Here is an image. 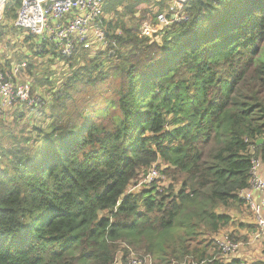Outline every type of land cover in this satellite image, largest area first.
I'll list each match as a JSON object with an SVG mask.
<instances>
[{"label": "trees", "instance_id": "16d2710c", "mask_svg": "<svg viewBox=\"0 0 264 264\" xmlns=\"http://www.w3.org/2000/svg\"><path fill=\"white\" fill-rule=\"evenodd\" d=\"M167 4L109 0L107 47L73 55L85 64L52 94L47 125L4 129L0 264H115L121 243L155 264H242L215 259L211 237L232 221L220 209L243 202L252 156L264 160V0H190L187 21L142 34ZM154 166L167 187L131 192Z\"/></svg>", "mask_w": 264, "mask_h": 264}, {"label": "built area", "instance_id": "2783aa9c", "mask_svg": "<svg viewBox=\"0 0 264 264\" xmlns=\"http://www.w3.org/2000/svg\"><path fill=\"white\" fill-rule=\"evenodd\" d=\"M8 1L0 0V17H4ZM108 1L19 0L16 17L12 20L13 26L26 36L33 37L39 50H46L65 62L81 47L107 46L100 19L104 16V8ZM189 1L169 0L167 9L157 17V24L144 26L141 33L152 36L156 32H163L174 23L187 21L189 17L184 5ZM25 61L13 63L12 69L8 72L0 63V120L7 113L20 112L19 109H22V112L30 110L41 114L49 102L45 96L33 94V85L30 81L18 78V75L27 68ZM251 162L250 186L241 190L239 197L250 208L259 227L257 233L262 235L264 233V160L260 155H253ZM157 175L158 171L153 167L145 181L152 182ZM212 240L224 254L221 257L224 263L236 259L235 254L244 244L233 238L232 234L222 231L212 236ZM134 251L133 247L127 244L126 253L121 257L123 261L127 260L126 264H155L156 260L151 254L139 255ZM117 259L118 256L115 264Z\"/></svg>", "mask_w": 264, "mask_h": 264}, {"label": "rangeland", "instance_id": "374dc122", "mask_svg": "<svg viewBox=\"0 0 264 264\" xmlns=\"http://www.w3.org/2000/svg\"><path fill=\"white\" fill-rule=\"evenodd\" d=\"M159 1L160 0H152V4H155L153 10L155 11L158 10ZM168 1L169 0H166V2ZM145 6L146 5H143V7ZM166 9L167 8L165 7L163 11L157 12V15L164 12ZM139 14L140 13H137L138 16ZM104 18L109 20L110 18H112V15L104 14ZM143 27L141 28V31ZM148 33L151 32L148 31ZM106 47L104 48L103 46L91 47L90 51L92 52V54H95L96 52L104 50ZM43 52H45L44 55L42 54ZM38 53L42 55H39ZM23 60H26L25 62L27 63V68H25L18 75V78H20L21 80L30 81L33 85V94L45 96L47 99H49V102L41 111L42 115L39 116L41 120L38 122L34 120L31 115L27 117V113L30 110L23 111L24 114L23 119H20L19 121L18 118H21L18 116L20 114L19 111L16 114L7 113L6 116L0 120V140L4 136L3 135L5 131L4 129L7 130V127L14 134L22 135L24 137L29 136L27 138L34 137L35 135L34 128L37 124H40L42 127L47 125L46 117L47 114L49 113L48 110L50 108L52 101L51 94H54V92H57L62 88L66 79L69 77V75L72 73L73 69L77 65L85 64L84 60L82 61H79V59L73 60V58H72V62H69L68 60H65V62H63L62 60L54 57L52 54H49V52H47L46 50H39L34 43L33 37L26 36L24 33L20 32L13 26V21L11 20L5 21L4 17L1 16L0 17V63L8 72L9 70L12 69L13 63H18ZM72 63L74 65H72ZM13 117L14 119H12ZM35 123L36 125H34ZM154 167L158 171V175L154 178V180L152 182L145 181L151 168L145 172H141L139 177L130 186L129 189L131 192H137L140 190H151L152 188L148 187L151 185H157L160 188L167 187L169 181L166 179V177L163 176L161 172V168L157 166ZM242 203L244 202H239L234 204L230 208H222L220 210H227L228 212L231 213H235V212L239 213L241 214V219L245 216H247L246 217L247 219H253L250 210L247 207H245L244 204ZM241 219L233 220L232 224H230V227H226L221 231L226 234L233 233L235 236L234 238L237 241L243 242L245 254H247L251 250L253 252H256L255 256H251V257L243 256V258H248V259H254L258 257L264 258V239H262L260 242L259 241L251 242L249 240L250 236L247 233L235 235L234 233L236 230L235 228L239 224H241L240 223ZM251 233L252 231L250 232V234ZM137 249L140 250L137 251L136 249H134L135 250L134 252L136 254L139 255L144 254V251L141 248H137ZM126 250H127V244L121 243L120 250L117 254L118 256L117 264H126L127 260L123 261L121 258L125 255ZM214 251H216L214 258L222 261L221 257L224 254L219 249V247L218 246L214 247L213 252Z\"/></svg>", "mask_w": 264, "mask_h": 264}, {"label": "crops", "instance_id": "0c3cea01", "mask_svg": "<svg viewBox=\"0 0 264 264\" xmlns=\"http://www.w3.org/2000/svg\"><path fill=\"white\" fill-rule=\"evenodd\" d=\"M103 29V28H102ZM19 108H21V107H19ZM19 108H17V109H19ZM20 110V114L18 115L19 117H21V118H18V121L20 120V119H23V116H24V114H23V112H22V109H19ZM16 113H18V112H15L14 114H16ZM29 115H31L32 116V118L34 119V120H36V121H38L39 120V113H37V112H32V111H29L28 113H27V117L29 116ZM26 117V116H25ZM16 118V117H15ZM12 119H14V117L12 118ZM242 204H244V206L245 207H247L248 208V205L246 204V203H242ZM222 209V208H221ZM249 210H250V208H248ZM231 210V209H230ZM221 212H227L228 214H230L231 215V217H232V221H231V224H232V222H233V220H237V219H241V214H239V213H231V212H228L227 210H220ZM250 212H251V210H250ZM252 213V212H251ZM247 216H245V217H243L242 219H241V221H240V223L241 224H239L235 229V235H238V234H242V233H247L249 236H250V241L251 242H256V241H261L262 239H264V233L262 234V235H260V234H258L257 233V231H258V226L256 225V222H255V219H254V215H253V213H252V218L253 219H247L246 218ZM246 223V224H245ZM228 227H230V225L228 226ZM252 231V233L250 234V232ZM257 233V234H256ZM232 235H234L233 233H231ZM257 235H259V236H257ZM256 244H258V243H256ZM244 247L242 248V249H240L235 255V257H236V259L237 260H240V261H242V264H246V263H248V264H252V263H255V262H257V261H260V260H264V258H261V257H258V258H254V259H248V258H243V256H247V257H251V256H255L256 255V252H253L252 250L251 251H249L247 254H245L244 253Z\"/></svg>", "mask_w": 264, "mask_h": 264}, {"label": "water", "instance_id": "95a60500", "mask_svg": "<svg viewBox=\"0 0 264 264\" xmlns=\"http://www.w3.org/2000/svg\"><path fill=\"white\" fill-rule=\"evenodd\" d=\"M264 142V139L263 138H260V139H258L257 141H256V144L257 145H260V144H262Z\"/></svg>", "mask_w": 264, "mask_h": 264}]
</instances>
